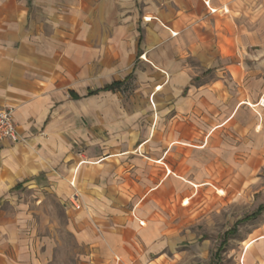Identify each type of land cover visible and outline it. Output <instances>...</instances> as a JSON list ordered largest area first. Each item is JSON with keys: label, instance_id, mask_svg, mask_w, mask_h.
Instances as JSON below:
<instances>
[{"label": "crops", "instance_id": "obj_1", "mask_svg": "<svg viewBox=\"0 0 264 264\" xmlns=\"http://www.w3.org/2000/svg\"><path fill=\"white\" fill-rule=\"evenodd\" d=\"M230 2L0 0V109L20 136L0 146V264L47 262L27 234L28 192L63 202L77 264H180L189 201L213 194L221 173L252 187L262 120L240 111L259 105L234 103L216 73L230 59L199 32ZM225 255L264 264V219Z\"/></svg>", "mask_w": 264, "mask_h": 264}, {"label": "rangeland", "instance_id": "obj_2", "mask_svg": "<svg viewBox=\"0 0 264 264\" xmlns=\"http://www.w3.org/2000/svg\"><path fill=\"white\" fill-rule=\"evenodd\" d=\"M199 32L205 40L210 39L211 45L215 43L218 57L226 55L230 59L227 67L221 68L224 64H218L217 78L222 88L231 91L234 103H258V113L250 107L252 105L242 104L241 118L251 121L259 117L262 120L260 131L264 133V0H231L227 10L204 18ZM185 62L195 71L200 69L190 56L185 57ZM235 121L227 125L226 131L232 132V135L226 134L229 143L239 142L240 128ZM248 159L252 161L254 157ZM241 161L243 158L238 156L234 163L239 165ZM217 167L221 168L220 165ZM259 173L251 176V188L246 182L242 184L238 176H227L220 183L224 176L221 173L213 194L195 196L189 201L193 209L186 212L189 217L180 223L183 234L180 249L185 254L180 264L223 263L231 242L240 239L264 219V209L256 213L258 207L264 205L256 206L258 202H264V165ZM26 200L31 216L27 234L33 238L37 249L45 252L46 264H77L82 247L72 233L70 213L63 202L47 189L28 192Z\"/></svg>", "mask_w": 264, "mask_h": 264}, {"label": "built area", "instance_id": "obj_3", "mask_svg": "<svg viewBox=\"0 0 264 264\" xmlns=\"http://www.w3.org/2000/svg\"><path fill=\"white\" fill-rule=\"evenodd\" d=\"M19 140L18 126L14 121L12 108L6 107L0 109V146L6 141L15 143ZM76 198L77 195H74L72 203L77 209L79 205L75 204Z\"/></svg>", "mask_w": 264, "mask_h": 264}, {"label": "trees", "instance_id": "obj_4", "mask_svg": "<svg viewBox=\"0 0 264 264\" xmlns=\"http://www.w3.org/2000/svg\"><path fill=\"white\" fill-rule=\"evenodd\" d=\"M264 209V205H260L259 207H258V209H257V212L256 213H259V212H261V210H263Z\"/></svg>", "mask_w": 264, "mask_h": 264}]
</instances>
